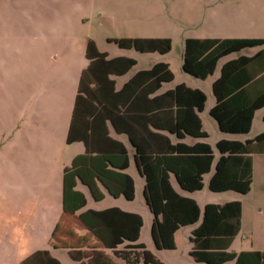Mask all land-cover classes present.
<instances>
[{"label": "trees", "instance_id": "trees-1", "mask_svg": "<svg viewBox=\"0 0 264 264\" xmlns=\"http://www.w3.org/2000/svg\"><path fill=\"white\" fill-rule=\"evenodd\" d=\"M108 41L142 53L166 54L171 47L167 38ZM255 45H264V38H186L181 69L204 80L213 74L220 58ZM85 56L88 65L79 79L67 133L68 143L82 141L85 150L63 170V211L52 231V250L65 251L74 264H118L103 249L112 251L114 257L128 264H164L138 242L142 226L139 214L118 207L83 210L86 197L76 188L77 180L95 201L104 197L99 184L113 198L123 197L127 201L134 198L133 178L123 172L129 165L127 149L108 136V121L115 130L128 135L134 148L135 166L145 182V204L152 214L150 234L156 249H174L175 232L194 225L189 236V255L194 262L264 264L262 251L229 250L240 226V201L206 203L200 208L195 200L178 193L170 182L173 174L182 190H201L203 175L213 169L209 190L247 194L252 183V155L264 153V131L243 141L224 138L216 141L217 157L207 142L172 143L167 135L151 127L165 130L178 139L206 138L208 134L198 114L205 108L206 94L180 83L149 99V94L163 82L173 80L165 62L138 71L116 90L110 75L126 73L135 59H108L93 40H88ZM212 94L215 103L208 114L218 129L228 134L249 133L255 111L264 107V48L251 56L239 55L223 63L212 83ZM149 102L156 107L150 109ZM80 229L86 232L81 234ZM120 245L121 249H117ZM19 264L62 263L48 250H36Z\"/></svg>", "mask_w": 264, "mask_h": 264}, {"label": "rangeland", "instance_id": "rangeland-1", "mask_svg": "<svg viewBox=\"0 0 264 264\" xmlns=\"http://www.w3.org/2000/svg\"><path fill=\"white\" fill-rule=\"evenodd\" d=\"M0 8L11 9V25L0 34V264H19L36 250H48L62 264H74L64 251H52L48 241L62 188L58 189V184L51 181L50 188L42 189L44 182L36 181L37 175L26 170L21 153L24 142L21 129L31 131L37 124V111L33 109L38 101L40 75L44 81L53 82L57 75L59 83L70 84L75 74L65 73L64 69L76 63L90 38L110 58L119 55L134 58L133 70L148 68L154 60L162 59L175 72L173 84L186 81L207 90L225 61L239 55L251 56L264 48L255 45L220 58L213 75L203 81L184 76L181 70L186 38H264V0H0ZM136 37L167 38L171 47L166 55L145 54L134 48L122 49L114 41H108ZM69 59L71 62L66 65ZM54 68L58 72L53 73ZM211 103L213 98L207 93L206 105ZM204 114L201 115L210 143L218 133L243 139L264 130V107L255 111L247 134L219 132L214 120ZM255 157L259 160L255 164V180L251 192L244 196L249 206L243 214L245 224H240L230 251L264 250V155ZM128 173L136 180L134 198L117 204L141 215L138 242L164 264H205L194 262L189 256L188 227L179 229L174 249H155L150 234L152 214L145 204L142 181L133 162ZM181 192L194 197L199 204L203 200L222 202L227 193H232L209 189ZM87 199L89 206L95 205L89 193ZM27 213L31 214V220L24 223Z\"/></svg>", "mask_w": 264, "mask_h": 264}, {"label": "crops", "instance_id": "crops-1", "mask_svg": "<svg viewBox=\"0 0 264 264\" xmlns=\"http://www.w3.org/2000/svg\"><path fill=\"white\" fill-rule=\"evenodd\" d=\"M134 11H135V9L132 8L131 9L132 15H134ZM9 14H11V9L0 8V34H4V31L7 29V27L11 25L9 22V20H10ZM87 37H89V36L87 35ZM193 38H197V37H193ZM223 38H230V37L223 36ZM219 39H222V38L220 37ZM98 50H99V48H98ZM99 51L102 52V50H99ZM145 54H154V53H145ZM160 55H166V54H160ZM116 57H127V56L119 55ZM107 58L110 59V57H108V56H107ZM111 58H114V57H111ZM69 62H71L70 59L66 65H68ZM75 62L76 63H73L72 66L69 65L66 69H64L65 73L69 74L70 72H73L75 74L74 81L70 82V84H68L67 82L59 83V81H57V79H58L57 75L55 76L54 82L51 80H49V81L45 80L44 81L43 76H41V75L39 77L37 76L40 80L39 87L37 89L38 90V101H37V103L33 109V110L37 111L36 116H35V121L37 124H36L35 129L31 130V131L25 130L27 128H25L24 131H23V129H21V133L23 134L22 140L24 141L23 145L21 146V153L23 155V164L27 165L26 170L29 173L37 175L36 181L41 180L44 182V183H42L43 184L42 189L50 188L48 186V184L51 181H55L58 184L57 185L58 189H61L62 184H63V170H64V168L66 166L70 165L72 159L76 155L83 153L85 150V146H84V143L82 141H74L71 143L67 142V133H68L70 120H71V116H72V111H73V107H74V103H75L79 79H80V76L82 74V71L88 65V60L86 59L85 52H83V54ZM157 62H165L169 65V68L173 73V76H174L173 80H174L175 72L172 69L171 64L169 62L163 61L162 59H156L150 64V66L148 68H139V69L133 70L136 66V60H135V64L126 73L121 74V75H115V74L110 75V78L114 80L115 89L120 90L123 87V85L133 75H135L138 71L150 69ZM52 72L56 73V72H58V69L54 68L52 70ZM182 72L185 74L184 76L189 75L188 73H185L184 71H182ZM212 75L213 74L209 75L208 77H210ZM189 76H191V75H189ZM217 77L210 80L207 90L201 88L200 86H191L186 81L176 82L173 84V80H171L169 82H163L158 90L149 94V96H148L149 99H152V97L160 95V94H162L168 90H171L177 84H180V83H183L190 88L201 89L206 94V96H207V93H209L211 98H213V104L211 103V104H209V106H207L205 104L204 110L202 112H198V114L201 118V121H202V128L208 134V136L206 138L198 139V138H192L190 136H186L182 139H178V138H176V136L174 134H171L165 130H157L156 128H153V127H151V130L167 135L172 143H175L178 141L185 142L187 144H193V143L198 142V141L207 142L211 145V147L213 148L214 153L217 157L218 153L215 151V147H214L216 141L223 139V138L224 139H238V138H234V137L233 138L225 137V136H222L220 133H218L217 138L214 140L213 143L208 142L210 134L205 129L204 120H203L201 114H203V112H205V114H204L205 117L208 116L207 118H211L208 114V111L215 103V98H214V95L212 94V83ZM192 78H194V77H192ZM194 79H196V78H194ZM206 79H204V80H206ZM119 80H121V81H119ZM198 80H200V79H198ZM201 81H203V80H201ZM171 84H173V85L171 86ZM21 89H23V85L21 86ZM24 90L27 91V85L24 86ZM25 104H27V101L25 102ZM149 106H150L149 107L150 109L156 107L155 103H153V102L152 103L149 102ZM212 120H214V119H212ZM207 121L210 124H212L210 119H208ZM107 126H108V136L110 138L122 143L127 149L128 156H129V165H128V168L126 170H124L123 172H126L127 174H129L128 169L130 168L131 163L133 162V164L135 166L134 148L131 145L129 138H128V135L125 134V132H119V131L115 130L114 127L111 125V123L108 121H107ZM217 128H218V126H217ZM218 131L221 132L219 129H218ZM263 131L264 130H262V132ZM253 137H244L243 139H238V140L243 141L247 138L249 139V138H253ZM260 155L261 154H253L252 155V183H251V187H250L249 192H251L252 186H253V183L255 180V176H254L255 164H258V162H259V160L256 159L255 156H260ZM263 155H264V153H263ZM135 170L139 174L138 170L136 169V166H135ZM212 172H213V169L210 173H206L203 175V179H202L203 188L201 190L208 189V182H209V179L211 177ZM129 175L133 178L134 187H135L136 186V180L131 174H129ZM139 178L141 179L142 185L144 187L145 182H144L143 176H141L139 174ZM170 182H171L172 187L178 193H180L183 196H186L185 194H183L181 192L184 190H182L180 188V186L176 182L173 174H170ZM38 188L41 189L40 187H38ZM76 188L78 190H80L81 192H83L85 197H86V206L84 207L83 210H86V209L103 210V209H106L109 207H118L119 209H121L123 211L133 212V213L139 214L138 212L131 210L130 208H126V207H123V206H120L117 204V202H120L121 200L123 202L125 201V199L123 197H118V198L112 197L111 199H109L111 196L106 192V190L100 184H99V188L103 192L104 197L101 201H95L92 199L94 201V204H95L94 206H89L88 199H87L88 191H87L86 187L84 185H82L78 180H77ZM177 189H179V190H177ZM197 191H199V190H197ZM223 192H232V193H227L228 194L227 197H224V200L222 202H219V201L211 202V201L203 200L201 202V204H199V202L194 197H192V196H187V197H190L193 200H195L197 202V204L200 206V208H203V206L206 203L223 204V203L228 202V201L238 200L241 203L240 224L244 225L245 221H244L243 214H245V212L247 211V209L249 207L247 204V201H246L247 199H244V196H246L249 192L247 194H241V193H238L236 191H231V190L223 191ZM108 199L111 201H106L105 203L102 204L103 201L108 200ZM62 211H63V207H62V197H61V202L57 205V208H56V216L53 219L54 220L53 225L50 226V230L48 232V235H50L49 240H48L49 244H50V240H51L52 231H53L57 221L59 220V218L62 214ZM30 216H31V214L27 213V215L23 218L24 223H26L27 220H31ZM247 216H248V213H247ZM151 221H152V218H151ZM183 227L189 228V232H190L189 236H190L191 231L194 228V225L183 226ZM181 228H179V229H181ZM179 229L175 232V235H174L175 242H176V239L178 237L177 233H178ZM249 230L252 232L254 231L253 228H251V226H250ZM78 231L81 234L86 232V230H84V229H80ZM25 233H27V232L25 231ZM189 236H187V240H188L187 244H188V248L190 250L191 243L189 242ZM25 238H26V241L29 240L28 235L25 236ZM121 246L122 245H120L117 249H121ZM249 250H259V251L264 252V250L257 249V248L256 249H249ZM52 251L56 252L57 250H52ZM103 251L107 255H109L114 262H116L118 264H128V263H125L122 259L114 257V255L112 254V251H110L108 249H103ZM241 251H243V250H241ZM234 252H236V251H234ZM51 254L53 256H55L53 253H51ZM55 257L58 258L57 256H55ZM178 264H181V263H178Z\"/></svg>", "mask_w": 264, "mask_h": 264}]
</instances>
